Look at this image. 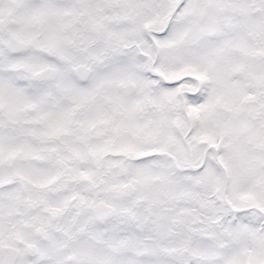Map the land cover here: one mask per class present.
<instances>
[{"label": "snow or ice", "instance_id": "1", "mask_svg": "<svg viewBox=\"0 0 264 264\" xmlns=\"http://www.w3.org/2000/svg\"><path fill=\"white\" fill-rule=\"evenodd\" d=\"M0 264H264V0H0Z\"/></svg>", "mask_w": 264, "mask_h": 264}]
</instances>
